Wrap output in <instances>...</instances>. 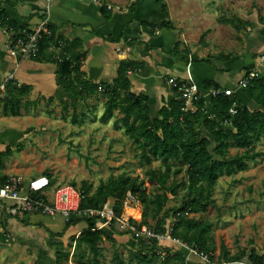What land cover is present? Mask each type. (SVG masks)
I'll return each instance as SVG.
<instances>
[{
    "label": "trees",
    "instance_id": "trees-1",
    "mask_svg": "<svg viewBox=\"0 0 264 264\" xmlns=\"http://www.w3.org/2000/svg\"><path fill=\"white\" fill-rule=\"evenodd\" d=\"M156 3L165 20L159 25L144 24L142 29L148 35L163 29H173L168 20L164 0H156ZM101 10L106 12L104 7ZM109 16L107 15V18ZM0 22L4 27L12 26L2 15H0ZM219 23L229 25L237 32L240 31V23L235 19H220ZM259 23L264 25V18H259ZM205 35V33L202 34L199 40L202 46L205 43ZM53 38H56L54 34ZM58 39L66 44L67 58L64 57L61 63H56L57 85L74 100L63 103L61 112L65 114L72 109V120L76 124V111L80 108V104L91 98L99 100L103 107L101 121L107 124L113 119L115 113L119 114L121 117L114 124L120 125V130L138 151L140 162L148 167L155 162L159 164L157 170L147 172L148 180L156 184L153 192L146 187L144 180L140 181L137 177L125 174L110 176L95 188L86 182H81L80 210H98L108 201H113L117 217L126 215L130 224L137 228L147 226L157 234H164L167 222L180 213V216L175 219L171 236L186 247L211 254L212 261L216 263L264 264V255H259L255 250H251L250 253H246L245 250L241 254L230 255L223 244L219 248V257L215 258L213 225L211 222L194 218L196 215H204L209 208L215 206L212 195L219 179L233 178L245 172L249 168V163L255 162L262 156L254 152V149L257 144L264 141V78L256 77L249 80L247 87L243 89L244 96L260 109L250 110L242 107L235 95L211 98L213 113L218 116L222 124L226 123V126L219 123L214 116L207 114L204 99L197 102L194 111L184 112L183 104L175 91V100L169 106H163L160 109L158 118H153L148 98L135 95L130 91L128 72H139L142 68L141 63L122 61L112 82L93 84L84 80L80 72L83 58L78 53L79 45ZM51 45H53V39L42 40L36 58ZM180 46V43L175 45L174 54L181 52ZM184 53L187 51L184 50ZM232 55L221 53L215 59L226 62ZM250 73V70H246L243 76L247 77ZM204 88L210 90L219 86L205 83ZM234 104L236 112L231 115L229 111ZM231 149L242 152L232 156ZM181 173L184 174L183 177L176 182L175 178ZM42 175L48 177L46 174ZM170 178L173 179L171 183H169ZM50 180L51 184L55 185V182ZM72 186L76 187L75 184ZM180 193H183V197L178 208L165 211L167 203L171 199L176 200ZM17 219L24 226L30 225L27 215L18 216ZM82 222L86 227L77 236L70 237V240L75 243L77 251L82 248L87 250L89 264H99V258L102 257V249L99 245L112 242V239L97 228L96 217L71 220L64 223L58 232L48 231L53 240L51 245L55 248V258H48L46 253L39 250L36 264H61L67 254L63 255L60 252L61 246L56 239ZM131 236L136 242L137 250L127 252L126 262L115 251L113 263L195 264L186 262L184 250L171 249L154 239L148 241L135 235Z\"/></svg>",
    "mask_w": 264,
    "mask_h": 264
},
{
    "label": "crops",
    "instance_id": "crops-1",
    "mask_svg": "<svg viewBox=\"0 0 264 264\" xmlns=\"http://www.w3.org/2000/svg\"><path fill=\"white\" fill-rule=\"evenodd\" d=\"M99 1L110 6L112 11L102 12L92 0H56L49 13L44 0H0V15L16 30H34L48 18L57 39L79 45L78 53L83 58L80 72L90 83L112 82L122 61L141 63L139 72H128L130 91L148 98L153 118H158L160 109L175 100L174 91L167 83L169 77L194 84L201 99L206 101L207 114L219 123L221 120L213 113L211 98L203 97L208 92L205 83L232 89L242 107L260 109L244 96L243 90L236 89V85L244 78L246 70L257 78H264V43L251 38L241 60H237L239 56L232 52L212 51L216 46H209L207 40H204V46L200 45V38L196 42L190 40L195 37V32L196 35L199 33L202 21L199 15L197 19L191 18L190 0H164L173 29L159 30L153 35L145 33L142 26L159 25L165 20L156 0H134L129 4L119 0ZM212 12L215 10L206 8L205 16ZM221 29L218 31L222 32ZM204 33L205 38L212 37L210 30ZM7 43V37L0 29V82L9 76L14 80L8 85L4 98H0V175L2 178L19 176L28 181L43 174L37 170L35 175H23L29 174L31 167L40 163L34 152L42 140H36L35 134L41 131L43 118L52 116L56 108L61 112L63 103L74 100L57 85L56 51L52 45L38 58L25 61L12 58L7 52ZM177 43L181 44V52L174 54ZM221 53L233 55L230 60L221 62L215 59ZM222 125L226 126V123ZM8 205L0 206V249L5 246L15 249L16 237L28 235V238L29 233L36 235L37 229L48 234V231L58 232L64 226L63 222L55 226L52 224L54 219L38 215H27L30 225L24 226L16 216L6 214L4 208ZM100 226L97 228L112 239L109 242L115 248L112 258L119 244L128 243V251L137 250L136 242L129 235L121 234L114 226ZM102 244L99 245L101 249L104 248ZM3 259L0 258V264Z\"/></svg>",
    "mask_w": 264,
    "mask_h": 264
},
{
    "label": "rangeland",
    "instance_id": "rangeland-1",
    "mask_svg": "<svg viewBox=\"0 0 264 264\" xmlns=\"http://www.w3.org/2000/svg\"><path fill=\"white\" fill-rule=\"evenodd\" d=\"M119 1L129 4L134 0ZM190 1L191 18L197 19L199 15L202 20L199 33L196 35L197 32H195V37L190 40L196 42L204 31L210 30L212 37H206L204 40H207L209 46H216L212 51L232 52L239 56L237 60H241L249 46V41L253 38H256L257 43L259 41L264 43V26L259 23V18H264V0ZM206 8L215 12L206 17ZM220 19L237 20L240 23V31H235L229 25L220 24ZM220 28L222 32L218 31ZM102 111L101 102L91 98L80 104V108L77 109L76 124L72 120V109L64 114L56 108L52 116H45L40 126L41 131L35 134L36 140L41 139L42 144L37 146L35 152L33 151L40 163L38 166L31 167L32 171L29 174L24 173V177L35 175L38 170L39 173L48 175L56 186L75 184V188L79 190L81 182H86L95 188L110 176L125 174L137 177L140 181L144 180L146 187L153 192L156 184L148 180L147 172L157 170L159 164L155 162L149 167L142 164L138 151L120 130V125L114 124L119 114H115L111 121L104 124L100 119ZM241 152V150L231 149L230 155L241 154ZM254 152L262 156L255 162L249 163V168L245 172L233 178L219 179L212 195L215 206L209 208L204 215L194 217L211 222L213 225L215 258L220 255L221 244L230 255H238L245 250L246 253L255 250L259 255H264V141L257 144ZM183 175V173L179 174L175 181L179 182ZM172 180L170 178L169 183ZM182 197L183 193H180L176 200L171 199L164 210H176ZM62 222L63 220L56 216L52 224L60 226ZM97 225L100 226L101 223ZM85 227L84 222L79 223L56 239L61 246L60 252L63 255L67 254L61 264L81 262L89 264L87 250L82 248L77 251L75 243L70 240V237L77 236ZM29 234L30 238H27L28 235L22 238L16 237L15 249L10 246L9 249L7 246L0 249V258H4L3 264H36L39 250L46 253L48 258H55V248L51 245L53 240L45 231L37 229L36 235ZM126 235L132 237L130 234ZM102 245L104 246L102 251H104H101L102 257L99 258V264H115L112 262L115 248L109 242ZM169 246L174 250L179 249L176 245ZM129 248L128 243L119 244L116 247V251L125 262ZM192 262L201 264L197 259H193Z\"/></svg>",
    "mask_w": 264,
    "mask_h": 264
},
{
    "label": "built area",
    "instance_id": "built-area-1",
    "mask_svg": "<svg viewBox=\"0 0 264 264\" xmlns=\"http://www.w3.org/2000/svg\"><path fill=\"white\" fill-rule=\"evenodd\" d=\"M56 0H44L46 12ZM92 2L99 7L106 8L107 11H112L111 7L100 2L99 0H92ZM0 29L7 37V52L12 58L19 57L21 60L30 61L36 58L40 50V42L42 40L53 39V47L56 51L54 60L56 63H61L63 58H67L66 44L64 41L53 38V32L48 18L44 19L34 30H16L12 26L2 27L0 22ZM264 61V58H262ZM256 78L254 73H250L247 77L237 83L236 89L243 90L247 87L248 81ZM13 76H9L0 82V98H4L6 89L12 83ZM168 85L175 91L179 100L183 104L182 110L194 111V106L202 98L198 88L185 81H180L175 77H169ZM100 91V89H99ZM215 98L219 96L232 97L234 91L232 89L215 88L210 89L203 94V97ZM235 104L230 109L231 115L235 114ZM82 200L81 193L78 189L70 185L56 186L51 184V180L46 176H38L28 181L23 180L19 176L2 178L0 175V206L9 204L5 209L7 215L18 217L21 215H38L49 219H54L59 216L64 223L78 218L96 217L98 223L109 226L114 224L118 231L135 235L145 240H156L162 245H176L180 250L186 253V262H192L197 259L201 264H244L238 262H221L216 263L211 259V254L199 252L194 249L186 247L184 244L176 239H173L171 234L173 231L176 217L180 213L172 217L166 224L165 233L157 234L153 229L147 226H136L129 223L126 215L117 217L115 214L114 202L108 201L102 208L98 210L87 209L80 210V203Z\"/></svg>",
    "mask_w": 264,
    "mask_h": 264
}]
</instances>
